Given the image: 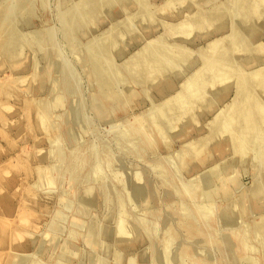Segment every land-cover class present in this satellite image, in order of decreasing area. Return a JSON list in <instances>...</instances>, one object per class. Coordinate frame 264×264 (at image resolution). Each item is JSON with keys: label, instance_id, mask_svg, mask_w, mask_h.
Here are the masks:
<instances>
[{"label": "rangeland", "instance_id": "obj_1", "mask_svg": "<svg viewBox=\"0 0 264 264\" xmlns=\"http://www.w3.org/2000/svg\"><path fill=\"white\" fill-rule=\"evenodd\" d=\"M262 1L0 0V264H264Z\"/></svg>", "mask_w": 264, "mask_h": 264}, {"label": "bare ground", "instance_id": "obj_2", "mask_svg": "<svg viewBox=\"0 0 264 264\" xmlns=\"http://www.w3.org/2000/svg\"><path fill=\"white\" fill-rule=\"evenodd\" d=\"M260 1V0H259ZM262 3H264V1H262ZM256 4V3H255ZM261 7V6H260ZM125 31V30H124ZM123 31V32H124ZM123 39V38H122ZM175 47V46H174ZM262 47H264V46H262ZM145 50V49H144ZM142 51L143 50H141V53H142ZM256 51V50H255ZM140 53V52H139ZM138 53V54H139ZM141 53H140V55H141ZM13 54H15V53H13ZM12 54V55H13ZM144 54V53H143ZM160 55V54H159ZM162 55V54H161ZM13 57H15V56H13ZM21 57V56H20ZM139 58V57H138ZM19 59V58H18ZM160 60V59H159ZM145 62V61H144ZM145 64V63H144ZM147 67V66H146ZM150 67V66H149ZM151 68V67H150ZM222 66H220V67H217V69H216V72H215V75H216V77L217 76H220L219 75V72L222 70ZM134 69V68H133ZM149 69V68H148ZM151 70V69H150ZM134 71V70H133ZM145 71V70H144ZM255 72V71H254ZM254 72H252V74L254 73ZM258 72V71H257ZM256 72V73H257ZM160 74V72L159 71H156V72H152V74L154 75L153 77H151V76H149L151 79H153L155 76H157V74ZM255 73V74H256ZM249 74H251V73H249ZM251 74V75H252ZM259 74V73H258ZM258 74H256L257 76H255V78H257L258 77ZM31 75V74H30ZM145 75V74H144ZM151 75V74H150ZM147 76V75H146ZM212 76V75H211ZM250 76V75H249ZM259 76H260V74H259ZM216 77H214V78H216ZM20 78V77H19ZM24 78V77H23ZM27 78V77H26ZM149 78V79H150ZM261 78V77H260ZM259 77H258V81H259V83H260V79ZM28 79V78H27ZM252 79H254V78H252ZM35 80V79H34ZM146 80V79H145ZM255 80V79H254ZM257 80V79H256ZM243 81H245V80H243ZM254 82V81H253ZM252 82V83H253ZM256 82V81H255ZM254 82V86H255V84H257V88L259 87V83L258 82H256L255 83ZM262 82V81H261ZM22 83V82H21ZM26 83V82H25ZM33 83V82H32ZM248 83V82H247ZM246 83V84H247ZM23 84V83H22ZM244 84V86L242 87V88H244L246 85H245V83H243ZM250 85V84H249ZM248 85V86H249ZM19 86H21V85H19ZM25 86V85H24ZM248 86H247V88H248ZM252 87V86H251ZM36 88V87H35ZM246 88V87H245ZM244 88V89H245ZM262 88H264V87H262ZM258 89H260L261 90V87H259ZM240 90V89H239ZM246 90V89H245ZM255 89H253V92H255L254 91ZM257 91V90H256ZM262 91H264V90H262ZM253 92L249 89H247L246 90V99L244 100V101H242V102H239V103H237L233 108H230V110H228V112L226 111V112H224L225 113V115H223V117L221 116V115H218L217 117H216V119L218 118V117H220V118H218L219 120L218 121H216L215 119H213L214 121L213 122H215V128H214V126H212L213 128V131L210 129V134H208V139L206 138V137H204V138H206L207 140L205 141V142H203L202 141V139L200 140V141H202V142H197L198 144L196 145V143H195V146L193 145L192 147H191V144H189L190 145V147L191 148H186V147H184V148H186V149H184V150H186V152H190V153H195L194 154V157L197 159L196 160V162H198V161H200V160H202L201 158L203 157V158H205L206 156H204L203 155V153H205L206 151H203L204 150V146H207L208 144L209 145H212V143H213V141H214V139H217V137L219 136H224L225 137V135H226V133H228L227 132V129H228V131H229V128H227L228 127V125H226V122H229V124H231V121L233 122V121H235L234 122V125H236V127H237V130L239 129H241V131L243 132L244 131V133H246V136L244 137V138H247V135H248V138H250V137H252V136H255V135H259V133H260V129H262V127H264V126H262V125H264V114H262V111H260V110H264V109H259L260 107L258 106L259 104H261V103H259V104H257L260 100L258 99V97H256L254 94H253ZM256 93H258V91L256 92ZM262 93H264V92H262ZM239 94V91L237 92V95ZM257 95V94H256ZM255 96V97H254ZM258 96V95H257ZM126 98V97H125ZM180 99V94H177L176 95V97H175V99ZM172 99V98H171ZM175 99H173V100H175ZM178 99V100H179ZM255 99L258 101H256L257 103L255 104ZM178 100H176L177 101V105H179L181 108H183V105H184V103H182V101H180V102H178ZM233 102V101H232ZM232 104H234V103H232ZM27 105H28V103H27ZM231 105V104H230ZM175 106V105H174ZM262 108H264V106H261ZM179 108V107H178ZM226 108V107H225ZM227 109H229L228 108V106H227ZM226 110V109H225ZM174 113V112H173ZM221 113V112H220ZM223 114V113H222ZM155 123H157V122H155ZM211 123V122H210ZM42 124H43V122H42ZM41 125V124H40ZM217 125V126H216ZM158 126V125H157ZM232 126H233V124H232ZM262 126V127H261ZM158 129V128H157ZM233 129V128H232ZM226 130V133H225V135H224V131ZM231 130V129H230ZM238 130V131H239ZM262 130H264V129H262ZM212 131V132H211ZM232 131V130H231ZM235 131V130H234ZM240 131V132H241ZM230 132V131H229ZM262 133V132H261ZM239 134V133H238ZM227 135H229V133L227 134ZM241 136V135H240ZM257 136H256V138H257ZM203 140H205V139H203ZM245 140V139H244ZM207 141H209V142H212V143H208L207 145H205V143L207 142ZM188 146V145H187ZM189 147V146H188ZM195 149V151H193ZM206 150V149H205ZM243 150H245V149H243ZM262 150V149H261ZM203 152V153H202ZM201 153V154H200ZM202 156V157H201ZM39 169V168H38ZM214 171V170H213ZM40 174L43 176V178H45V180L47 181L48 180V175L46 174V169H41L40 170ZM212 175H215V174H212ZM219 176V175H218ZM223 176V175H222ZM215 177H216V175H215ZM218 179L219 178H221L220 176L219 177H217ZM220 181H221V179H219ZM223 180V179H222ZM204 185V184H203ZM221 187H222V189H223V186H224V184L222 183L221 185H220ZM215 188V187H214ZM214 188H213V191H215L214 190ZM220 187H218V189H219ZM201 190L200 191H202V189L203 188H200ZM204 189H205V187H204ZM207 189V188H206ZM221 189V188H220ZM222 189H221V191H222ZM224 189H226V188H224ZM204 192L201 194V192H200V195L202 196H200V198H202L201 199V201L202 200H204L205 198H214V197H216L215 196V192H213L212 191V188H211V190L209 189V190H203ZM228 191H229V189H228ZM2 192V191H1ZM0 192V193H1ZM220 192V190H218V192L217 193H219ZM3 193V192H2ZM228 193H230V192H227V190L226 191H222V192H220L219 194H216L217 196H223L224 197V195H227ZM1 195H3V194H1ZM228 195H230V194H228ZM199 198V199H200ZM217 198H219V197H217ZM222 198V197H221ZM220 198V199H221ZM216 199V198H215ZM222 199H224V198H222ZM211 200V199H210ZM213 200V199H212ZM229 201V200H228ZM212 202V201H211ZM215 202V201H214ZM235 206V205H234ZM8 209H9V207H8ZM8 209H7V212H8ZM234 209V208H233ZM11 211L9 210V213H10ZM20 214V213H19ZM234 219H235V217H233V218H230V221H231V223H232V221H234ZM228 220V219H227ZM227 220H225V221H227ZM235 222V221H234ZM229 223V222H228ZM233 224V223H232ZM225 225H226V223H225ZM230 225V224H229ZM235 226V225H234ZM261 227H264V221H262L261 222ZM16 230L17 229H15V231H13V234L16 232ZM17 231H19V230H17ZM18 233V232H17ZM22 233H24V232H22ZM26 233V232H25ZM20 234V235H19ZM19 236H21V235H23V234H21L20 232H19ZM10 235H12V233L10 234ZM16 235V233L14 234V236ZM19 236H16L19 240H20V237ZM23 236H21V238H22ZM128 238V237H127ZM242 238H243V236H242ZM10 239L12 240L13 239V236H12V238L10 237ZM23 239V238H22ZM9 240L10 242H14V240ZM10 242H9V244H10ZM21 242V241H20ZM15 243H17L16 241H15ZM13 245V244H12ZM10 246V245H9ZM10 248V247H9ZM11 249V248H10ZM16 252L17 251H12V250H7V251H5V253L3 252V251H0V258H2L4 255H8V256H10V255H13V257L14 256H18V258H20L21 260H22V256L21 255H17L16 254ZM157 255V254H156ZM2 256V257H1ZM28 257H30V256H28ZM157 258V257H156ZM5 259H6V257H5ZM4 259V260H5ZM245 260V259H244ZM251 260V259H250ZM6 261V260H5ZM20 261V260H19ZM158 261V260H157ZM156 261V262H157ZM178 264V263H177Z\"/></svg>", "mask_w": 264, "mask_h": 264}]
</instances>
